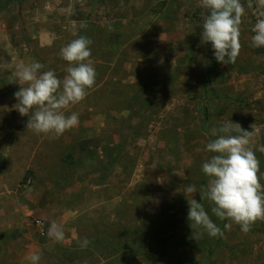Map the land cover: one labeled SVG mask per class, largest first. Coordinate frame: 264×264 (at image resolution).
Instances as JSON below:
<instances>
[{"label":"rangeland","instance_id":"1","mask_svg":"<svg viewBox=\"0 0 264 264\" xmlns=\"http://www.w3.org/2000/svg\"><path fill=\"white\" fill-rule=\"evenodd\" d=\"M241 2L240 53L222 64L202 43L200 0H0V264L33 254L37 264H264V220L226 229L200 196L206 146L226 123L253 133L264 187V47L252 46L253 9ZM81 36L96 77L65 110L78 125L58 137L27 130L18 65L63 80L60 51ZM192 198L223 236L191 228ZM53 222L63 241L49 236Z\"/></svg>","mask_w":264,"mask_h":264},{"label":"clouds","instance_id":"2","mask_svg":"<svg viewBox=\"0 0 264 264\" xmlns=\"http://www.w3.org/2000/svg\"><path fill=\"white\" fill-rule=\"evenodd\" d=\"M246 2L247 8L253 9L257 17L252 28L255 33L252 46L264 47V0H255V7L253 0ZM200 4L210 12L202 25V43L211 42L218 62L234 64L241 49L240 25L246 11L245 4L241 0H200ZM91 43V40L81 36L61 49L62 59L69 62L63 80L51 70L42 72L44 65L39 62L18 65L15 75L22 87L14 93L19 101L15 108L22 116L29 117L27 130L58 137L78 125V114L66 115L65 110L81 102L86 96V89L95 83L96 71L89 59ZM217 131L221 134L206 146L207 151L214 155L202 165L203 173L210 179L207 189L200 193L201 200L207 198L214 204L211 212L221 220L230 221L225 224L226 229H231V222H234L247 233L257 220H264V187L258 175L260 163L250 147L253 133L244 130L238 123H226L218 130L214 128L212 134L216 136ZM258 150L264 153V146ZM184 193L186 196L196 193L195 185L187 186ZM188 201L191 228H203L213 237L223 236L201 201L193 198ZM49 236L63 241L64 232L53 222ZM89 243L85 238L82 246L86 247ZM29 259L32 264H37L40 256L33 254Z\"/></svg>","mask_w":264,"mask_h":264},{"label":"built area","instance_id":"3","mask_svg":"<svg viewBox=\"0 0 264 264\" xmlns=\"http://www.w3.org/2000/svg\"><path fill=\"white\" fill-rule=\"evenodd\" d=\"M257 17L254 14L253 10H252V23H251V29L253 28L254 24L256 23ZM254 33V32H253ZM255 34V33H254ZM38 226L39 227H44L45 224L43 222H38Z\"/></svg>","mask_w":264,"mask_h":264},{"label":"trees","instance_id":"4","mask_svg":"<svg viewBox=\"0 0 264 264\" xmlns=\"http://www.w3.org/2000/svg\"><path fill=\"white\" fill-rule=\"evenodd\" d=\"M13 0H8V2L10 3V2H12Z\"/></svg>","mask_w":264,"mask_h":264}]
</instances>
